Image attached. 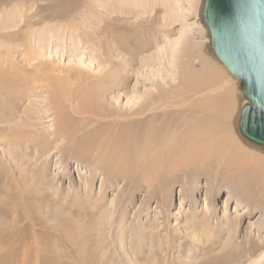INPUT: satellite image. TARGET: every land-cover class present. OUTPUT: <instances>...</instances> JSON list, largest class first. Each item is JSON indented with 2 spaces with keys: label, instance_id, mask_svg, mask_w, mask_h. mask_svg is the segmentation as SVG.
I'll return each mask as SVG.
<instances>
[{
  "label": "rangeland",
  "instance_id": "1",
  "mask_svg": "<svg viewBox=\"0 0 264 264\" xmlns=\"http://www.w3.org/2000/svg\"><path fill=\"white\" fill-rule=\"evenodd\" d=\"M202 4L203 0H0V23L10 24L0 28L1 67L3 61L27 58L26 73L35 74L42 85L32 87L42 98L14 101L11 105L19 103V116L0 123V264H236L231 254L235 248L245 252L242 260L250 256L242 264L256 263L264 250V179L256 183L260 169L242 167L245 161L234 149L263 157L264 149L238 132L244 99L236 80L212 54ZM33 63L38 66L31 68ZM205 64L213 76L210 71V76L202 75ZM51 74L65 77L52 83ZM47 89L55 91L56 110L68 113L67 126L77 139L98 132L104 122H134L126 129L137 143L134 151L127 134L118 132L120 142L128 144L126 155L132 153L122 158L117 171L128 180L100 168L96 157L82 152L77 139L70 147L62 138L53 139L52 116L37 120L38 129L22 125L33 130L27 131V139L8 138V128L21 123L22 112L34 117L52 112ZM80 92L91 95V101ZM82 97L92 110L85 104L79 115L74 111L83 106ZM214 104L219 110L205 107ZM174 143L178 148L170 147ZM178 161L183 167L175 172L164 168ZM245 171L249 180L242 176ZM18 193L30 201L24 196L13 204L10 195ZM71 221L80 227L77 233ZM212 242L216 244L210 246Z\"/></svg>",
  "mask_w": 264,
  "mask_h": 264
},
{
  "label": "bare ground",
  "instance_id": "2",
  "mask_svg": "<svg viewBox=\"0 0 264 264\" xmlns=\"http://www.w3.org/2000/svg\"><path fill=\"white\" fill-rule=\"evenodd\" d=\"M6 1V0H5ZM34 1V0H33ZM19 15V14H18ZM20 16V15H19ZM10 24L9 23H6V22H1L0 23V28H7L8 26H9ZM122 40V39H121ZM110 42V41H109ZM115 42V41H114ZM126 46V45H125ZM114 47V46H113ZM107 49V48H106ZM1 53V52H0ZM3 53V52H2ZM106 54V53H105ZM8 55V54H7ZM118 55V54H117ZM107 56V55H106ZM100 57V56H99ZM110 57V56H109ZM0 59H2V58H0ZM36 60H37V57L35 58ZM49 59V58H48ZM105 59V58H104ZM9 60V59H8ZM110 60V59H109ZM38 61V60H37ZM23 62H25V63H28L29 62V59H27V58H22L21 60L19 59V60H17L16 62H12V61H3L2 63H4L2 66L3 67H1V64H0V91H2V92H0V123H4V122H10L9 120L11 119V118H13V117H16L18 114V111H19V107H18V105H19V103H18V105L17 104H13V105H11L14 101H16V100H19V102H22L23 100H26V101H30L31 100V97H35V98H42V96H40V93H41V91H39V92H34L33 91V89H32V87L34 86V87H42V85H41V83L39 82L38 84H37V82H38V79H37V77L36 76H30V75H28L26 72H27V68H25L24 67V65H26V64H24ZM40 64H41V62L40 61H38ZM48 62V64H50L49 63V61H47ZM46 62V63H47ZM106 62V61H105ZM104 63V62H103ZM45 64V63H44ZM102 64V63H101ZM42 65V64H41ZM4 66H6V67H4ZM29 66H31V68H35V67H37L38 66V64H36V63H33V64H29ZM103 66H105L104 64H103ZM76 67V66H75ZM98 67V66H97ZM41 68V67H40ZM52 70H53V68H52ZM33 71V70H32ZM55 71V70H54ZM135 71V70H134ZM19 72H22L23 74L20 76V77H17L16 76V74H18ZM71 72V71H70ZM84 72V71H83ZM228 72V71H227ZM81 73V72H80ZM42 74H44L43 72H42ZM74 74V73H73ZM89 74V73H88ZM45 75V74H44ZM44 75L42 76L43 78H44ZM52 75V74H51ZM54 75V74H53ZM53 75H52V77H50V82H56V81H58V78L59 77H65V76H56V77H53ZM61 75V74H60ZM83 75H84V73H83ZM92 75V74H91ZM90 75V76H91ZM55 76V75H54ZM68 76V75H67ZM66 76V77H67ZM70 76H71V74H70ZM69 76V77H70ZM84 76H86V75H84ZM93 76V75H92ZM17 77V78H16ZM68 77V78H69ZM80 77V76H79ZM88 77V76H87ZM96 77V76H95ZM15 78V79H14ZM75 78V77H74ZM81 78V77H80ZM85 78V77H84ZM86 79H88V78H86ZM151 79V78H150ZM40 80V79H39ZM59 80H61V79H59ZM63 80V79H62ZM80 80V79H79ZM79 80H77V81H79ZM85 80V79H84ZM84 80H82V81H84ZM89 80V79H88ZM91 80H92V78H91ZM90 80V81H91ZM98 80V79H97ZM234 80H236V79H234ZM64 81V80H63ZM62 81V82H63ZM76 81V80H75ZM74 81V82H75ZM61 82V83H62ZM98 82V81H97ZM236 82L238 83V81L236 80ZM22 83V84H21ZM70 83H72V82H70ZM80 83V82H79ZM84 83V82H83ZM85 83H86V81H85ZM60 84V83H59ZM58 84V85H59ZM63 84V83H62ZM75 84H77V83H75ZM89 84V83H88ZM46 85V84H45ZM61 85V84H60ZM64 85V84H63ZM89 85H92V82H91V84H89ZM95 85V84H94ZM98 85V84H97ZM115 85V84H114ZM238 85V84H237ZM62 86V85H61ZM73 86V85H72ZM85 86H86V84H85ZM99 86V85H98ZM102 86V85H101ZM64 87V86H63ZM79 87H80V85H79ZM90 87V86H89ZM100 87V86H99ZM58 88V87H57ZM60 88H62V87H60ZM74 88H76V87H74ZM92 87H90V89H91ZM101 88V87H100ZM115 88V87H114ZM161 88H162V86H161ZM68 89V88H67ZM73 89V88H72ZM71 88H70V90H72ZM93 89V88H92ZM102 89H104V88H102ZM63 90V89H62ZM61 90V91H62ZM65 90V89H64ZM70 90H68V92L70 91ZM79 90V89H78ZM77 90V91H78ZM85 90V89H84ZM84 90H81V91H84ZM59 91V90H58ZM67 91V90H66ZM80 91V90H79ZM90 91V90H89ZM108 91V90H107ZM44 92V91H43ZM47 92H49L50 93V96H49V98H48V105H49V107H50V109L52 110V112H50V113H48L47 111H45V112H40L41 114H43V116H40L39 114H36L37 115V117H34V116H32V115H28V114H26L27 113V111H25V112H22L23 114H22V116L21 117H18V119L21 121V123L19 124V125H17V126H13V128H12V126H10L9 128H8V130H7V136H8V138H11V137H13V138H18V139H21L22 140V138L23 137H26V139L29 137V136H31V134H29L28 132H30V133H32V131L33 130H31V129H29V130H27V129H23V128H21V126L23 125V127L24 128H26V127H30V128H36V129H38V127L41 125V122H37V120H39V119H41V118H44V119H46V118H49L50 116H52V120L54 121V128H53V130H52V136H53V139H56V138H62L63 140H64V142H66V144L70 147V145L72 144H75L76 143V139L77 138H75V134H74V130L72 131V130H70L68 127L69 126H67V117H68V113L67 112H63L62 114H60L59 112H57V106L55 105V103H56V93H55V91H49V89H47ZM64 92V91H63ZM73 92H75L74 90H73ZM73 92H71V93H73ZM90 92H92V91H90ZM163 92V91H162ZM70 93V92H69ZM77 93V92H76ZM81 93V92H80ZM84 93H86V92H84ZM87 93H89L88 91H87ZM86 93V94H87ZM93 93V92H92ZM104 93V92H103ZM105 93H106V91H105ZM145 93V92H144ZM147 93V92H146ZM154 93V92H153ZM160 93V92H159ZM65 95H64V97H66V92L64 93ZM78 94H79V92H78ZM82 94V93H81ZM90 94V93H89ZM88 94V95H89ZM69 95V94H68ZM75 95L76 94H74V98H72L73 100L74 99H76L75 98ZM92 95H94V96H92V99H93V101L95 100V93L94 94H92ZM105 95V94H104ZM154 96H155V94H153ZM81 96H83V94L81 95ZM81 96L79 97V98H81ZM146 96H147V94H146ZM150 96V95H149ZM156 96H157V93H156ZM162 96V95H161ZM160 96V97H161ZM63 97V96H62ZM83 97H85V98H87L86 97V95L85 96H83ZM82 97V98H83ZM148 97V96H147ZM69 98V97H68ZM78 98V97H77ZM85 98H83V100H82V102L80 101V100H78V101H80L81 102V104L83 105L82 107H80L79 106V104H77L78 106H79V108L78 109H76V111H74V112H76V113H80V114H82V112H84L85 111V104H86V99ZM90 98V101H91V95L90 96H88V98L87 99H89ZM46 99V98H45ZM71 98H69V100H70ZM65 100V99H64ZM68 100H65L64 102H67ZM72 101V100H71ZM89 101V102H90ZM97 101V100H96ZM63 102V101H62ZM148 102V101H147ZM23 103V102H22ZM26 103V102H25ZM42 103V102H41ZM70 103V102H69ZM79 103V102H78ZM94 103V102H93ZM210 103V102H209ZM44 104V103H43ZM62 104H65V103H62ZM80 104V105H81ZM89 104V103H88ZM88 104H86V105H88ZM156 104H158V102L156 103ZM162 104V103H161ZM24 105V104H23ZM58 105V104H57ZM101 105V104H100ZM99 105V106H100ZM146 105V104H145ZM159 105H160V103H159ZM215 105H217V106H219L218 104H214V105H205V107L207 108V107H209L210 106V108H211V110H214V109H218V108H216V107H214ZM34 106V105H33ZM60 108H61V106L60 105H58ZM66 106V105H65ZM77 106V107H78ZM90 106V107H89ZM156 107H157V105H155ZM86 107H89V109H91V104L90 105H88V106H86ZM150 107V106H149ZM152 108H153V106H151ZM164 106L162 105V108L161 109H164L163 108ZM103 108V107H102ZM221 108L223 109V105H221ZM62 109V108H61ZM64 109H67V108H64ZM87 110H89L88 108H86ZM138 109V108H137ZM140 109V108H139ZM181 109V108H180ZM92 110V109H91ZM94 111L92 112V113H94L95 111H97V109H93ZM102 110H104V108L102 109ZM114 110V109H113ZM154 110V109H153ZM219 110V109H218ZM217 110V111H218ZM17 111V112H16ZM63 111V110H62ZM118 111V110H117ZM161 111V110H160ZM191 111H193V109L191 110ZM89 112V111H88ZM135 112V111H134ZM158 112V111H157ZM162 112H163V110H162ZM116 113V112H115ZM47 114V115H46ZM79 114V115H80ZM86 114V113H85ZM90 114H91V111H90ZM120 114H122V115H124V116H126L125 114V112H120ZM128 115L130 114V113H127ZM149 114V113H148ZM46 115V116H45ZM145 115V114H144ZM150 115H151V113H150ZM175 115V114H174ZM19 116V115H18ZM70 116V115H69ZM72 116V115H71ZM95 116H97V115H95ZM186 116V115H185ZM184 116V117H185ZM10 117V118H9ZM80 117H82V116H80ZM98 117H100V116H98ZM103 115L100 117V119H103ZM142 117V116H141ZM7 118H9V119H7ZM74 118V117H73ZM83 118V117H82ZM93 118V117H92ZM91 118V119H92ZM129 118H130V116H129ZM150 118V117H149ZM163 118V117H162ZM86 119V118H85ZM136 119V118H135ZM180 119V118H179ZM13 120H15V119H13ZM96 120H97V118H96ZM105 120V119H104ZM118 120V119H117ZM120 120V119H119ZM121 120H123V119H121ZM130 120V119H129ZM86 121V120H85ZM89 121H90V118H89ZM99 121V120H98ZM124 122H118V121H116V119L115 120H113V121H108V122H104V123H102L101 125V127H100V129H99V127L97 128V129H99L98 130V132H96V133H92L91 135H88V136H83L82 134V136L81 137H79L78 139H77V141L79 142V144H81V149H82V152L84 153V154H86V155H92V156H94V157H96L97 158V161L99 162L98 163V165L100 166V168H102V167H104L103 169H110V173L109 174H113L114 176H116V175H119V176H121L122 174H119L117 171H118V167H119V165H120V163H121V160H122V158L125 156V160L126 159H128L131 155H132V153H131V155L130 156H128V155H126V152H127V150H128V144H127V142L126 141H124V140H122V143L120 142V140L122 139V138H120L119 137V135H118V132H119V130H120V132L122 131L123 133H126V129H129V128H133L132 126L134 125V122H131L132 120H130V121H126V120H123ZM174 121H177V119L176 120H174ZM179 121V120H178ZM186 121V120H185ZM13 122V121H12ZM91 122H92V120H91ZM101 122V121H100ZM181 122V121H180ZM183 122H184V120H183ZM24 123H27L28 125H26V124H24ZM44 123V122H43ZM179 123V122H178ZM177 122H174L172 125H174L175 126V124H178ZM189 124V123H188ZM88 125V124H87ZM94 126V125H93ZM168 126H169V124H168ZM16 127V128H15ZM76 127V126H75ZM74 127V128H75ZM173 128V127H172ZM78 129V128H77ZM3 130H5V128H3ZM90 130V129H89ZM166 131H167V129H165ZM28 131V132H27ZM76 131V130H75ZM91 131V130H90ZM172 132L174 131V129H172L171 130ZM128 132V131H127ZM175 132V131H174ZM83 134H85L84 132H82ZM122 133V134H123ZM146 134H147V132H145ZM149 133V132H148ZM165 133V132H164ZM33 134V133H32ZM121 134V133H120ZM127 135H126V139H130L131 140V147L130 148H132L133 149V151L135 150V147L137 146V143L134 141V138H132L131 136L129 137V135H128V133H126ZM130 134H131V132H130ZM172 134V133H171ZM179 134V133H178ZM169 135V134H168ZM173 135H174V133H173ZM173 135H171V136H173ZM180 135V134H179ZM35 136V135H34ZM79 136V135H78ZM121 136V135H120ZM124 136V135H123ZM176 137V136H175ZM178 137V136H177ZM5 138V137H4ZM146 138H147V136H146ZM163 137H161L160 139H162ZM179 138V137H178ZM180 138H182V137H180ZM179 138V139H180ZM25 139V140H26ZM145 139V138H144ZM167 139V138H166ZM169 139V138H168ZM177 139V138H176ZM175 139V140H176ZM179 139H178V141H179ZM38 138H36L35 137V140L33 141L34 142V145L37 147V148H39L40 147V145H39V143H38ZM165 140V139H164ZM170 140V139H169ZM168 140V141H169ZM183 140V139H182ZM194 140V139H193ZM165 141H167V140H165ZM174 141V140H173ZM178 141H176L177 143H178ZM207 141V140H206ZM77 142V143H78ZM173 143V142H172ZM176 143V144H177ZM29 144V143H28ZM145 144V143H144ZM152 144V143H151ZM151 144H150V146H151ZM30 145V144H29ZM75 146V145H74ZM155 146H156V144H155ZM157 146H158V144H157ZM175 146V148L177 147V145H175V143H174V145L172 146V144H171V148H173ZM179 146H180V144H179ZM28 147V146H27ZM169 147V146H168ZM212 147V146H211ZM210 147V148H211ZM45 148V147H44ZM68 148V147H67ZM66 148V149H67ZM74 148V147H73ZM155 148V147H154ZM159 148V147H158ZM162 148H164V147H162ZM178 148V147H177ZM180 148V147H179ZM58 149V148H57ZM60 149H64L65 150V146L64 147H62V148H60ZM145 149V148H144ZM160 149V148H159ZM186 149V148H185ZM47 150V149H46ZM155 150V149H154ZM154 150H153V152H154ZM163 150V149H162ZM171 150V149H170ZM170 150H168L169 152H170ZM180 150V149H179ZM200 150V149H199ZM173 151V150H172ZM171 151V152H172ZM192 151V149H190V152ZM197 151V150H196ZM201 151V150H200ZM49 152V151H48ZM52 152V151H51ZM159 152V151H158ZM198 152V151H197ZM165 153V152H164ZM178 153V152H177ZM166 154V153H165ZM188 154V153H187ZM193 154V153H192ZM150 155V154H149ZM151 155H152V153H151ZM163 155V154H162ZM169 154H167V156H168ZM185 156V155H184ZM192 156V155H191ZM133 157L135 158V155L133 154ZM162 156H160V158H161ZM174 157V156H173ZM186 157V156H185ZM193 157V156H192ZM169 158V157H168ZM204 158V157H203ZM252 158V157H251ZM251 158H248V160L249 161H253V159H251ZM167 159V158H166ZM178 159V158H177ZM180 159V158H179ZM171 160H173L172 158H171ZM181 160V159H180ZM161 161H163L162 159H161ZM165 161V160H164ZM167 161H169V160H167ZM187 161H188V159H187ZM210 161V160H209ZM246 162V161H245ZM115 164L116 166H112V164ZM164 163V162H163ZM163 163H162V165H163ZM155 164H156V162H155ZM160 164H161V162H160ZM166 164V163H165ZM184 164H186V162L184 163ZM183 164V165H184ZM111 165V166H110ZM107 166H109V167H107ZM159 166H161V165H159ZM181 165H180V163H179V161H178V164H171L170 163V166L168 165H165V167L164 168H166V170H168L167 172L168 173H171L172 171L173 172H175V170L176 169H179V167H180ZM163 167V166H162ZM181 167H183V166H181ZM250 168V167H249ZM119 169H120V167H119ZM149 169H150V167H149ZM162 169V168H161ZM182 169V168H181ZM239 169V168H238ZM254 169V168H253ZM164 170V169H163ZM258 170V169H257ZM148 171V170H147ZM154 171V170H153ZM155 171H157L156 170V168H155ZM160 171V170H159ZM177 171H180V170H177ZM253 171V170H252ZM149 172V171H148ZM151 172V171H150ZM166 172V173H167ZM238 172V171H237ZM146 173V172H145ZM155 174H156V172H154ZM162 173V172H161ZM255 173V172H254ZM154 174V175H155ZM163 174V173H162ZM250 174V173H249ZM165 175V174H164ZM228 175V174H227ZM231 175V174H230ZM229 175V176H230ZM246 175V174H245ZM251 175H253V174H251ZM152 176V175H151ZM167 176V175H166ZM189 176V175H188ZM122 177H123V179H125V180H128V178H129V176L128 175H122ZM153 177V176H152ZM155 177V176H154ZM153 177V178H154ZM231 177V176H230ZM233 177V176H232ZM146 178V177H145ZM149 178H151L150 176H149ZM171 178V177H170ZM176 178H177V176H176ZM249 178H251V177H249ZM248 178V179H249ZM158 179V178H157ZM239 179V178H238ZM153 180V179H152ZM165 180V179H164ZM255 180V179H254ZM262 180V179H261ZM148 181V180H147ZM236 181V180H235ZM132 182V181H131ZM150 182H152L153 183V181H150ZM149 182V183H150ZM239 182V181H238ZM252 182V181H251ZM156 183V182H155ZM147 184V183H146ZM253 184V183H252ZM152 185V184H151ZM156 185H157V183H156ZM170 185V184H169ZM148 186H149V184H148ZM166 186V185H165ZM150 187V186H149ZM252 187V186H251ZM153 188H154V186H153ZM181 192V191H180ZM262 195V194H261ZM25 196V199H27L28 201H30L29 199H30V197H28V196H26V195H24L23 193H18V194H15V195H10V198H11V200H12V202H13V204H15L16 203V201L18 200V199H20V198H22V197H24ZM238 196H240V195H238ZM233 197V196H232ZM259 197V196H258ZM258 197H256V199L258 198ZM231 198V197H230ZM262 198V197H261ZM251 199V198H250ZM258 199H260V198H258ZM263 199V198H262ZM261 200V199H260ZM164 202H165V200H163ZM168 201V200H167ZM246 201V200H245ZM249 201V200H248ZM183 200H180V204L178 205V207L180 206V205H182L183 203ZM187 202V201H186ZM250 202V201H249ZM261 202V201H260ZM129 203V202H128ZM255 204H257V203H255ZM261 204H263V203H261ZM115 205V204H114ZM161 205V204H160ZM164 205V204H163ZM213 205V204H212ZM264 205V204H263ZM240 206V205H239ZM257 206H258V204H257ZM119 207V206H118ZM117 207V208H118ZM258 207H260V206H258ZM112 208V207H111ZM144 208V207H143ZM146 208V207H145ZM264 208V207H263ZM262 208V210H264ZM84 209V208H83ZM91 210V209H90ZM121 210V209H120ZM161 210H163V209H161ZM261 210V211H262ZM84 211V210H83ZM74 213V212H73ZM84 214L86 213V211H84L83 212ZM91 215H93L92 214V210H91ZM110 213V212H109ZM117 213H120V212H117ZM161 213V212H160ZM163 213V215L165 214H167L166 212H162ZM102 214V213H101ZM123 214V216L125 217L126 215H124V213H121V215ZM126 214V213H125ZM15 215V214H14ZM13 215V216H14ZM104 215V214H103ZM119 215V214H118ZM112 216V215H111ZM102 217V216H101ZM118 217L119 216H116L114 219H113V221H117V219H118ZM90 218H92V217H90ZM112 219V218H111ZM109 220V219H108ZM126 220V219H125ZM191 220V219H190ZM110 221V220H109ZM262 221V220H261ZM120 222V221H119ZM94 223V222H93ZM197 223V222H196ZM109 224V223H108ZM205 224V223H204ZM70 225V228L72 229V231H73V229L75 230V233H77V230L80 228H77V225L74 223V222H72L71 221V224H69ZM199 225V224H198ZM121 226V225H120ZM207 226V225H206ZM261 226H262V224H261ZM93 227V226H92ZM232 227V226H231ZM110 228V227H109ZM206 228V227H205ZM93 229V228H92ZM199 229V228H198ZM96 230V229H95ZM100 230V229H99ZM110 230V229H109ZM205 230V229H204ZM89 231V230H88ZM93 231V230H92ZM206 232V231H205ZM74 233V235L75 236H78V235H76ZM156 233V232H155ZM73 235V234H72ZM96 235V234H95ZM71 236V235H70ZM88 237V236H87ZM92 237V236H91ZM99 237V236H98ZM80 238V237H79ZM87 239V238H86ZM89 239V238H88ZM133 239V238H132ZM134 240V239H133ZM196 241V240H195ZM261 241V240H260ZM94 242V241H93ZM134 242V241H133ZM137 242V241H136ZM90 243H92L91 242V239H90ZM143 243V242H142ZM262 243V242H261ZM213 244H216V242H212L211 243V245L210 246H213ZM95 245V244H94ZM101 245V244H100ZM132 246V245H131ZM130 246V247H131ZM175 246V245H174ZM209 246V247H210ZM239 246V245H238ZM250 246V245H249ZM261 248H263V246H262V244H261V246H260ZM240 248V247H239ZM250 248V247H249ZM147 248H145V250H146ZM248 249V248H247ZM148 250H150L149 248H148ZM153 250V249H152ZM235 250V251H234ZM232 252L233 253H231L232 254V258L236 261V264H242L244 261H246V260H248V259H250L249 257V255H246L245 256V258H244V260H242V258H241V255L243 254V253H245V252H242V250H238L237 248H235ZM248 250H250V249H248ZM253 250V249H252ZM255 250V249H254ZM260 251H262L261 252V254H259L260 256H259V258H257L256 260H255V264H264V250H260ZM188 254V253H187ZM193 254H195V253H193ZM192 254V255H193ZM250 254V253H249ZM191 255V256H192ZM187 256V255H186ZM6 258V257H5ZM187 258H188V256H187ZM241 258V259H240ZM3 259V258H2ZM144 259V258H143ZM190 259V258H189ZM204 260V259H203ZM231 261V260H230ZM190 262V261H189ZM208 262V261H207ZM232 262V264H234V261L232 260L231 261ZM199 263V262H198ZM230 263V262H229ZM228 263V264H229ZM154 264H159V262H154ZM188 264V263H187Z\"/></svg>",
  "mask_w": 264,
  "mask_h": 264
},
{
  "label": "water",
  "instance_id": "3",
  "mask_svg": "<svg viewBox=\"0 0 264 264\" xmlns=\"http://www.w3.org/2000/svg\"><path fill=\"white\" fill-rule=\"evenodd\" d=\"M201 15L212 54L244 99L238 132L264 149V0H203Z\"/></svg>",
  "mask_w": 264,
  "mask_h": 264
},
{
  "label": "crops",
  "instance_id": "4",
  "mask_svg": "<svg viewBox=\"0 0 264 264\" xmlns=\"http://www.w3.org/2000/svg\"><path fill=\"white\" fill-rule=\"evenodd\" d=\"M209 67H211L212 68V66H210V65H208ZM202 69V71H204V74H202V75H209L210 76V74H209V72L208 71H210V69L209 68H207L206 67V64L205 65H202V67H201ZM210 73H211V75L213 76V73L210 71ZM210 79H212L211 77H210ZM219 105V104H218ZM233 145H234V143H233ZM230 149V148H229ZM235 150V152H236V154L239 156V158L238 159H240V160H242V161H246V163L244 162V164H243V166L242 167H244L245 165L246 166H249V167H252V168H257V169H260V179H258V180H256V183H260L261 182V179H264V157L263 156H254L253 154L254 153H251L250 151H248V150H246V149H244V148H242V149H240L239 147H237V148H235L234 149ZM246 152H248V153H246ZM251 153V154H250ZM252 157V158H251ZM248 158H251V159H253V161H249L248 160ZM243 170H246V169H243ZM237 172V171H236ZM238 173V172H237ZM245 174H247V175H245V174H242V176L243 175H245V179L244 180H249V179H247L248 178V174H249V172L247 173L246 171L244 172ZM241 176V177H242ZM235 177V178H234ZM233 179H235V180H237L236 179V176H233ZM256 183H254V185L256 184Z\"/></svg>",
  "mask_w": 264,
  "mask_h": 264
}]
</instances>
